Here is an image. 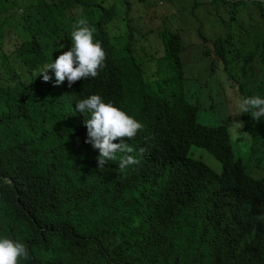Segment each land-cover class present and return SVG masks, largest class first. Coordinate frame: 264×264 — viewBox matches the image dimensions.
Here are the masks:
<instances>
[{"label":"trees","instance_id":"obj_1","mask_svg":"<svg viewBox=\"0 0 264 264\" xmlns=\"http://www.w3.org/2000/svg\"><path fill=\"white\" fill-rule=\"evenodd\" d=\"M189 1L170 0L161 51L144 68L134 35H110L128 0H0V238L27 245L31 259L18 264H264L256 238L264 172L237 156L230 121L202 123L203 107L189 95L197 82L224 95L231 85L239 96L264 97L263 87L249 89L257 81H238L241 70L257 76L256 55L264 61V0ZM205 5L226 35L204 33L196 16ZM81 18L96 28L106 67L71 87L67 79L55 86L50 69L45 82L40 70L70 49ZM41 38L53 41L51 54ZM187 56L204 70L192 71ZM210 68L221 77L201 83ZM94 94L145 126L122 138L140 161L126 173L118 168L122 154L100 169L99 150L85 142L77 101ZM217 100L232 110L225 97ZM244 116L246 131L264 144V118ZM194 146L223 169L190 158Z\"/></svg>","mask_w":264,"mask_h":264},{"label":"clouds","instance_id":"obj_2","mask_svg":"<svg viewBox=\"0 0 264 264\" xmlns=\"http://www.w3.org/2000/svg\"><path fill=\"white\" fill-rule=\"evenodd\" d=\"M96 28L90 26L85 18H81L73 25L71 32V47L63 52L52 63H47L40 70L39 75L43 76L45 82L52 80L49 70L54 71L55 86L62 85L65 79L69 87L81 78H96L99 71L106 67V51L102 47V41L94 38ZM77 108L86 115L85 125L87 127L86 143L99 150L97 157L98 166L103 169L109 162L117 160L120 153L118 168L121 173H126V169L131 165L139 164L140 161L131 153L134 148L122 138L133 139L137 133L144 129V124L136 118L129 116L123 109L115 106L113 101L105 102L104 98L98 94L89 96L86 99L77 101ZM241 113H250L255 121L264 118V97L260 95L249 96L239 104ZM244 124L233 122L230 128L233 130L231 139L235 141L238 131ZM243 133L242 135H246ZM121 138L120 143H114ZM141 153L145 149H140ZM190 158H192L190 156ZM194 159V158H192ZM199 161V160H198ZM264 227V215L260 220ZM262 228L256 238L264 248L262 241ZM30 253L27 245L19 239L0 238V264H18V261L30 260Z\"/></svg>","mask_w":264,"mask_h":264},{"label":"rangeland","instance_id":"obj_3","mask_svg":"<svg viewBox=\"0 0 264 264\" xmlns=\"http://www.w3.org/2000/svg\"><path fill=\"white\" fill-rule=\"evenodd\" d=\"M195 1L196 0H190L188 5L193 6ZM202 1L204 5L210 0ZM128 2L127 8H124L122 12L118 13L121 21L117 19L112 22V32H110V35L120 36V33L124 31H126L129 35H134L136 39L135 44L140 50L139 52H136L137 63L145 68V65L149 66L152 62V56L156 57L153 55V52H157L158 54V52L161 51L159 30L163 27L168 15H170V12H173L171 11V6L174 5L170 3V0H128ZM157 2H159L161 5H157ZM173 15L181 17V14L177 11H175ZM196 17L202 21L201 23L204 26L203 31L204 33L208 34L210 38L214 39V37L219 33L226 35V31L222 26V21L219 18V14L216 13L212 7L205 5L203 8H198ZM178 22L181 25L186 26L182 20H179ZM197 23L200 24V22ZM135 26L137 28H135ZM40 41L44 44L49 54L55 50L56 46L54 45L53 41H46L44 38H41ZM191 59V56L185 57L186 62L193 66L192 71L198 74L199 70H204L203 66H199L198 69V66L195 65L197 63L191 61ZM199 64L200 61H198V65ZM251 66L252 69L255 68L257 70V76L252 77L253 74L250 73L248 78H244V71L241 70L240 72L242 74L239 76V83L246 84L249 82V80H251V82L257 81L256 84L250 85L249 89L252 91H256V89L259 87H263L264 89V61H262V57L256 55L250 67ZM241 67L242 65L238 66V68ZM215 77L220 78L221 76L214 74L210 68L209 73H206V75L199 79V81L201 83L207 84ZM231 84L234 86L237 85L236 82ZM229 86L231 87V85ZM230 87H228V95H224L223 90H221L219 93L210 91L205 87V85L196 82L192 83L190 86L189 95L197 101H200L203 107L200 112V121L202 123L207 125H220L227 124L230 121L228 127L231 130V133L233 130L230 128V125L233 122H240L244 124V127L238 130L241 135L238 134L237 139L235 141L232 140L233 147L238 157L242 158L246 163L253 166V168L258 173L263 174L264 144L254 139L252 131H246L245 116L244 113H241L239 108V104L248 96H239V91L237 89H231ZM224 97L230 107L233 105V100L238 97L235 100L232 110L227 109L223 104H217L219 103L217 99L223 100ZM212 98H215L214 101L211 100ZM213 105L216 106L213 107ZM252 120L254 119L252 118ZM243 133L247 134L242 135ZM190 156L195 160H206V164L217 171H221L223 169V164L216 161L215 159H212L211 155L207 151L199 147L194 146L191 149Z\"/></svg>","mask_w":264,"mask_h":264}]
</instances>
